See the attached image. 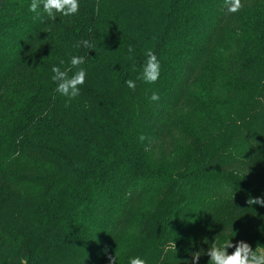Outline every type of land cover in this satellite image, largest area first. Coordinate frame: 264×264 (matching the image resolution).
<instances>
[{
	"label": "trees",
	"instance_id": "1",
	"mask_svg": "<svg viewBox=\"0 0 264 264\" xmlns=\"http://www.w3.org/2000/svg\"><path fill=\"white\" fill-rule=\"evenodd\" d=\"M28 2L0 0V264H191L225 237L264 248V205L248 203L264 199V0L237 13L224 0H80L44 23ZM83 39L91 50L73 47ZM149 48L158 80L127 88ZM69 53L88 70L72 100L50 78Z\"/></svg>",
	"mask_w": 264,
	"mask_h": 264
},
{
	"label": "clouds",
	"instance_id": "2",
	"mask_svg": "<svg viewBox=\"0 0 264 264\" xmlns=\"http://www.w3.org/2000/svg\"><path fill=\"white\" fill-rule=\"evenodd\" d=\"M226 11L228 13H237L241 9V0H224ZM21 7H24L23 5ZM80 11V0H29L26 7V12L33 14L32 19L44 23L45 20L55 22L58 15L62 17H71L78 15ZM74 48L79 49L84 47L91 50L92 44L89 40L83 39L77 41ZM131 53L133 49L129 47ZM67 64L64 59H60L58 64L51 66V81L55 84V92L58 96L65 97L67 100H72L80 95L81 85H84L88 74L85 64V56L69 53ZM144 60L140 65V71L136 79H127L124 81L127 88L135 90L137 87L136 81L139 80L144 84H154L161 70V62L154 51L149 48L143 53ZM63 68V70H62ZM71 71V75L69 72ZM152 101H158L159 96L153 93L150 97ZM249 205L261 204L264 205V199L256 198L249 199ZM208 245L207 251L192 253L191 264H197V261L202 255L209 257L208 264H264V248H252L244 241L232 243V239L227 237L220 240H213L211 243L204 240ZM175 248V247H174ZM228 248L234 250L229 253ZM112 264H115V256L110 258ZM19 264H26L24 258H19ZM127 264H148L146 256H129ZM183 264H189L188 260H184Z\"/></svg>",
	"mask_w": 264,
	"mask_h": 264
},
{
	"label": "rangeland",
	"instance_id": "3",
	"mask_svg": "<svg viewBox=\"0 0 264 264\" xmlns=\"http://www.w3.org/2000/svg\"><path fill=\"white\" fill-rule=\"evenodd\" d=\"M214 60H217V54L215 55ZM200 76H201L200 78H205L206 77V73L203 71V73ZM200 84H201V81H200ZM197 86H199V85L197 84ZM190 97L191 98H190V101H189V109L184 110L181 114L178 115V117L176 119V123H175L174 129H173V131L175 133H177L185 125V123L187 122V119L189 118V114H190L189 111L191 109L198 110V108L196 106H194V104L196 103V100L198 99L197 93L195 92V93L191 94ZM133 218L134 217L131 218V221L133 220ZM60 241L61 240H58V238L56 237V243H59ZM120 241H119V243H120ZM131 241L132 240H130V238H128V242L127 243L126 242H121L120 246H119V250H122V251L126 252V248H127V246L129 245V243ZM119 258H120L119 256H117L115 258V264H119V261H118Z\"/></svg>",
	"mask_w": 264,
	"mask_h": 264
}]
</instances>
